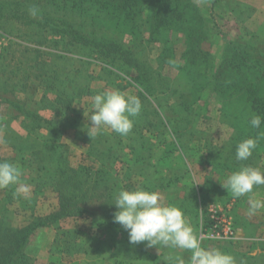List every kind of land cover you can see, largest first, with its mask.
<instances>
[{"label": "rangeland", "instance_id": "rangeland-1", "mask_svg": "<svg viewBox=\"0 0 264 264\" xmlns=\"http://www.w3.org/2000/svg\"><path fill=\"white\" fill-rule=\"evenodd\" d=\"M195 2L202 10L203 16L210 22V35L203 48L209 54L211 53V62L214 65H218L226 45L225 39H223L225 37L222 38L223 34L230 40H234L239 35L241 38H238L237 42L244 51V55H249L252 45L259 50L264 48V0H228L226 3L228 11L224 14L223 19L217 18L218 11L214 12L210 0H195ZM2 4H8L9 7L6 5L0 7V64L5 65L9 70L18 68L20 71L16 75L21 76L24 75L23 73L29 72L30 79H32V74L39 72L35 63L41 61L44 65L42 67V70L45 71L44 74L53 77L60 76L63 73V65L54 66L50 63V57L46 54L50 51L71 58L80 57V53L77 55L76 52L75 54L73 52L75 49L77 51V46H64L65 49H68L65 51L61 50V46L58 49L55 48L54 42L60 39L59 35L56 36L54 30L50 32V29L46 27L49 24L55 25L61 19H65L73 26L78 25L79 8L66 14L69 12L68 9L63 13L59 12L57 8L41 7L44 15L46 10L47 12L44 23L42 22V25L37 27L34 22L35 18H31L27 10L18 5L20 0H0V6ZM6 9L8 10L6 11ZM211 12L213 15H210ZM14 14L16 19L12 16ZM62 14H66V18ZM38 22L40 23L39 20ZM108 23V20L95 23V36L105 37L117 43L123 50L133 54V58L136 59V63L140 67V73L152 76L143 80L149 84L154 83V87H156L154 95L158 96L159 100L163 99L161 103L176 108L182 99L184 102H193L190 103L186 113L184 111L176 117L177 124L182 127L178 132L183 136L181 140L190 142L181 145L176 134L174 136L173 133H169L174 148L171 146L169 158H165L161 162H157V158L151 161L158 165L154 169L155 172L151 170L152 181L148 184L149 188H144L142 179L139 177H132L131 180L123 182L118 178L117 185L126 187L125 190L130 191L140 188L159 192L163 198V204L175 205L183 211L196 231L202 247L218 248L232 255L235 258V264H264V210L251 216L247 214L249 196L253 199L264 200V185L254 187L252 193L240 198H233L231 192L222 187L228 176L242 167L251 166L264 170V131L251 136L250 119L244 107L242 108L233 99L216 95L208 96V92L203 91V80L186 70L190 65H188L184 41L179 35L175 34L169 38V32L160 28L155 29L151 36L149 34L140 36L131 34L122 25H109ZM88 30L89 28H86L83 33ZM219 33H222V36ZM168 38L169 40H167ZM65 40L68 43L69 38L66 37ZM49 44L55 49L48 47ZM82 57L92 63L90 70L80 73V78L84 81L90 74L95 77L100 76V69L109 63V60H102L95 54L86 57L81 55ZM189 68L195 69L194 65ZM125 71V73H120L124 80H122V84L126 86L121 93L125 96H137L138 93H142L149 100L152 109L143 119V122L148 125H145L143 132L146 133V137L155 134L152 139L155 148L157 151L163 152L164 145H169L171 141L167 136L165 138L162 129L157 125L159 119L162 118L159 115L160 110L153 97H149L150 93L132 80L137 69L130 67ZM7 76L9 75L5 71V75L0 78L5 81ZM88 80H90L93 89H95L94 87H98L95 90L100 89L97 94L113 90L110 87H105L100 81L90 78ZM162 81L165 83L162 84ZM22 84L25 86H17L14 94L22 99L27 106L33 105L34 107L43 95L52 97L46 89L37 88L36 84H32L31 80L23 81ZM201 89L203 92H200ZM32 97L35 99L31 104ZM85 103L90 105L85 106ZM73 104L74 108L76 110L78 108V110L71 115L68 114L62 140L65 148L69 150L68 162L74 166L79 163L89 165L95 162L94 165L97 167L96 161L90 157L91 155L89 156L91 143L96 135L89 129L92 126L89 119L92 114L90 112L92 99L74 101ZM4 111L5 106L1 104L0 119ZM49 114V111L43 112L46 117ZM3 121L5 120L3 119ZM19 123L20 120H17L14 122V126H11L12 128L6 127L0 131V157L13 158L15 150L22 149L26 155L25 159L36 167L54 172L56 161L52 153L43 149L35 138L26 137ZM7 130H9L8 135L6 134ZM156 135L162 139L160 144L156 140ZM5 136L12 139L10 143L4 141ZM256 137L259 139L252 155L247 160L238 161L236 159L237 144L248 138ZM128 158L130 159V157ZM127 160L124 155V161L128 163ZM155 178L159 181L155 182ZM23 179L26 177L22 176L20 185H29L30 188L27 193H19L27 204L14 202L11 207L9 206L8 209L14 211L15 214H11V216L5 214L6 221L0 220V223H5L6 226L0 224V231L9 226H25L34 216H45L58 207L57 196L51 192V189L46 188L39 194H31L33 187ZM189 192L196 194V200L187 209L188 200L186 198L190 196ZM202 192L203 194H201ZM76 195L78 193L70 192L68 196L74 197L72 200L78 204L83 202ZM210 206H214L221 222L230 223L233 236L228 239L211 237V231L206 228L210 224ZM117 210L115 207L114 211ZM195 210L197 216H191L189 212ZM87 225L88 223L80 218L69 219L61 223L64 229L79 227L81 230H85ZM221 232L219 231V233ZM54 235L55 230L52 227L37 229L27 248V255L42 263L86 264L92 261L95 264H112L108 256L96 259L93 254L92 259H87L82 254L64 258L53 243ZM145 245L146 242L139 243L128 253L124 250V259L127 260L124 264H167L166 257L169 255L182 256L187 262L191 255L190 252L180 249L161 246L147 248Z\"/></svg>", "mask_w": 264, "mask_h": 264}, {"label": "trees", "instance_id": "trees-1", "mask_svg": "<svg viewBox=\"0 0 264 264\" xmlns=\"http://www.w3.org/2000/svg\"><path fill=\"white\" fill-rule=\"evenodd\" d=\"M210 1L214 12L218 11L217 18L223 19L224 14L228 11L226 8L228 0ZM5 5L9 7L8 4H2L0 7ZM18 5L24 7L25 10L33 5L39 8L40 14L34 21L37 27L42 25V22L44 23L47 12L46 10L44 15L41 7L57 8L59 12L63 13L68 9L69 12L66 14L79 8L78 25L73 26L65 19H61L55 25L49 24L46 27L50 29V32L54 30L56 36L59 35L60 39L54 42L55 48L58 49L61 46V50L65 51L68 50L65 47L77 46L78 52L76 49L73 52L74 54L76 52L77 55L80 53V57L71 58L51 51L46 53L50 57L52 65H63V73L57 77L44 74L45 71L42 70L44 65L41 61L35 63L39 72L32 74V79H30L29 72H25L21 76L16 75L20 71L18 68L9 70L5 65L0 64V77L5 75V71L9 75L5 81L0 78V105L5 106V111L0 119V131L6 127L12 128L14 122L20 120L19 125L26 137L35 138L43 149L52 153L56 161V170L49 172L36 167L25 159L26 155L22 149L15 150L13 158L0 157V162L14 164L22 170V176L26 177L23 180L33 187L31 194H39L49 188L58 199L57 209L50 214L34 216L25 226H9L0 231V264H56L53 262L42 263L27 255V248L36 230L50 227L55 230L53 243L62 257L82 254L87 259H92L93 254L96 259L108 256L112 264H124L127 262L124 259V250L128 253L138 244H130L128 233L119 224L113 222L116 212L114 211L116 193L126 189V187L117 185L118 178L123 182L131 180L132 177H139L142 179L144 188H149L148 184L152 181L151 170L155 172L154 169L158 165L151 161L157 158V162H161V160L169 158L171 146L174 148L169 133H173L174 136L176 134L181 145L190 142L181 140L183 136L178 132L182 127L177 124L176 117L184 111L186 113L190 103L193 102H184L182 99L176 108L161 103L163 99L159 100L158 96L154 95L156 88L154 83L149 84L143 80L152 76L140 73V67L136 63V59L133 58V54L123 50L117 43L105 37H96L95 23L108 20L109 25H122L131 34L140 36L143 34L151 36L155 29L160 28L169 32V38L175 34L179 35L185 44L188 65L195 67L194 69L189 66L186 70L203 80L204 90L201 89L200 92L206 91L208 96L216 95L233 99L247 110L250 120L254 115L260 116L261 127L256 129L250 125L251 136L264 131V48L259 50L252 45L249 55H244V51L237 42V39L241 38L239 35L236 34L238 37L230 40L226 35L222 36V33H219L222 38L225 37L223 39H225L226 45L218 65H214L211 62V53L209 54L203 48L210 35V22L203 16V12L195 0H20ZM66 14H62V16L66 18ZM210 15L213 13L211 12ZM12 16L16 19L15 14ZM86 28L89 30L83 33ZM66 37L69 38L68 43L65 40ZM48 47L55 49L53 46L51 47V44ZM39 52L41 53V51ZM94 54L102 60H109V63L100 69V76L95 77L90 74L88 79L100 81L105 87H110L113 90L120 92L125 90L126 86L122 84L123 78L120 73H125V70L130 67L137 69L132 80L149 92V97H153L160 110L159 115L162 117L157 125L162 129L165 138L167 136L171 141L169 145H164L162 153L156 150L152 141L155 134L146 137V133L143 132L147 125L143 119L152 109V105L142 93H138L137 97L141 101L142 109L137 117L132 118L131 132L127 136H121L104 126L101 133L96 134L93 138L89 156L91 155L90 157L96 161L97 167L94 165L95 162L89 165L79 163L74 166L69 164L67 159L69 150L65 148L62 140L68 114L71 115L78 110V108L77 110L74 108L73 102L92 98L100 91V89L95 90L98 87L93 89L90 80L84 81L80 78V73L90 70V66H92V63L81 58V55L86 57ZM65 73L66 75H64ZM17 78L19 79L14 81ZM26 80H31L37 88L46 89L52 97L43 95L34 107L33 105L27 106L22 99L14 94L17 86H25L22 82ZM166 92L168 94V91ZM33 99L35 98L32 97L31 104ZM88 105L90 104L85 103V106ZM44 111H49L50 114L46 117L43 115ZM8 133L9 130L6 134L8 135ZM11 140L8 136L4 137V141H9L8 143ZM156 140L159 144L162 142L159 135H156ZM124 155L127 157L128 163L124 161ZM156 181L158 182L159 179L155 178ZM18 186L20 184L0 189V220L4 222L7 218L5 214L8 216L15 214L14 211L8 209L14 202L27 204L19 193ZM70 192L78 193L76 197L83 202L79 204L74 202L72 200L74 197L68 196ZM189 195L186 198L188 200L187 209L196 200V194L189 192ZM189 214L197 216L196 210L190 211ZM79 218L88 223L85 230H81L79 227L62 228V222ZM1 225L6 226L5 223ZM86 264L95 263L91 261Z\"/></svg>", "mask_w": 264, "mask_h": 264}, {"label": "clouds", "instance_id": "clouds-1", "mask_svg": "<svg viewBox=\"0 0 264 264\" xmlns=\"http://www.w3.org/2000/svg\"><path fill=\"white\" fill-rule=\"evenodd\" d=\"M31 18H37L40 10L30 6L27 10ZM89 117L93 134H100L107 126L113 132L127 136L133 128V119L142 109L137 96H125L119 90L106 91L92 98ZM253 128L259 129L262 120L254 115L250 120ZM215 131V130H214ZM259 137L248 138L236 146V159L247 160L257 147ZM22 170L11 163L0 162V189L19 185ZM264 185V170L246 166L232 172L222 187L231 192L233 198H240L253 192L254 187ZM29 185H20L18 191L27 193ZM162 196L156 191L144 189L120 190L115 197L113 222L119 224L127 233L130 244L146 242L147 248L157 246L180 249L191 253L187 262L182 256L169 255L167 264H235V258L218 248L202 247L196 231L183 211L175 205L162 203ZM248 215L264 210V200L248 199Z\"/></svg>", "mask_w": 264, "mask_h": 264}, {"label": "built area", "instance_id": "built-area-1", "mask_svg": "<svg viewBox=\"0 0 264 264\" xmlns=\"http://www.w3.org/2000/svg\"><path fill=\"white\" fill-rule=\"evenodd\" d=\"M214 209V206L209 207L210 224L206 228L211 231V237L228 239L229 237L233 236V230L231 229V225L230 223L221 222L217 217V211H215ZM219 231L222 232L219 233Z\"/></svg>", "mask_w": 264, "mask_h": 264}]
</instances>
